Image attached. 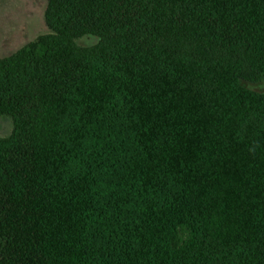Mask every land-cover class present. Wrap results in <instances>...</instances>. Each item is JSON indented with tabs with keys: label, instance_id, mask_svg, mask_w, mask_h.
<instances>
[{
	"label": "trees",
	"instance_id": "trees-1",
	"mask_svg": "<svg viewBox=\"0 0 264 264\" xmlns=\"http://www.w3.org/2000/svg\"><path fill=\"white\" fill-rule=\"evenodd\" d=\"M45 19L0 59V264H264V0Z\"/></svg>",
	"mask_w": 264,
	"mask_h": 264
},
{
	"label": "rangeland",
	"instance_id": "rangeland-1",
	"mask_svg": "<svg viewBox=\"0 0 264 264\" xmlns=\"http://www.w3.org/2000/svg\"><path fill=\"white\" fill-rule=\"evenodd\" d=\"M46 0H0V59L8 57L40 35L51 32L45 19ZM97 37L85 35L77 39L79 46H90ZM245 86L264 92V81L243 82ZM12 129L9 118L0 116V136Z\"/></svg>",
	"mask_w": 264,
	"mask_h": 264
}]
</instances>
